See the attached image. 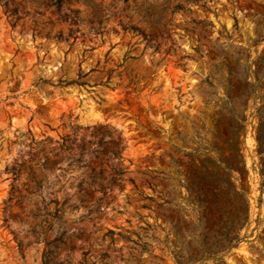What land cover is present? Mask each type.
I'll return each instance as SVG.
<instances>
[{"label": "rangeland", "instance_id": "374dc122", "mask_svg": "<svg viewBox=\"0 0 264 264\" xmlns=\"http://www.w3.org/2000/svg\"><path fill=\"white\" fill-rule=\"evenodd\" d=\"M256 137L264 0H0V264H264Z\"/></svg>", "mask_w": 264, "mask_h": 264}, {"label": "trees", "instance_id": "16d2710c", "mask_svg": "<svg viewBox=\"0 0 264 264\" xmlns=\"http://www.w3.org/2000/svg\"><path fill=\"white\" fill-rule=\"evenodd\" d=\"M51 1V4L54 5L56 7V11L59 10L61 4H62V0H50ZM123 2H126L128 0H122ZM77 84L79 86L81 85H84L85 83L84 82H81V81H72L70 83H65V84ZM256 141H257V144H258V152L259 154H263L264 155V147L261 146L260 144V139L259 137H256ZM75 144V139H71L68 135H64L62 137H60L59 141H57V145H58V148L62 151V152H69L70 150H72V147L74 146ZM93 143L91 142H88L87 144H84L83 141L81 140V144L79 145H76V147L78 148L79 150V155L84 153V152H87L88 148H89V145H92ZM97 144L100 146L102 145V141L101 139H99L97 141ZM107 153H109L111 156L113 157H117L119 156V152L117 151V146L115 149L111 150V151H107ZM260 164H261V183H260V192L261 193H264V159L263 160H260ZM112 171L114 172V175L112 176V182H114L115 180L116 181H122L123 177L122 175L120 174H117L116 173V170L115 169H112ZM115 174H117L115 176ZM93 180V179H92Z\"/></svg>", "mask_w": 264, "mask_h": 264}]
</instances>
